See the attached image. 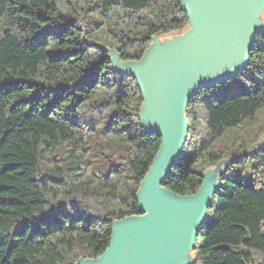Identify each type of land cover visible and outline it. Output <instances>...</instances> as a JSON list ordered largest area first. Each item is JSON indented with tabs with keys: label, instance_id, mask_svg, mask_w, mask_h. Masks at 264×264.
Masks as SVG:
<instances>
[{
	"label": "trees",
	"instance_id": "1",
	"mask_svg": "<svg viewBox=\"0 0 264 264\" xmlns=\"http://www.w3.org/2000/svg\"><path fill=\"white\" fill-rule=\"evenodd\" d=\"M182 0H0V264H75L109 247L161 145L142 123L140 60L190 26ZM163 185L196 194L228 159L191 264H264V27L236 77L200 88Z\"/></svg>",
	"mask_w": 264,
	"mask_h": 264
},
{
	"label": "water",
	"instance_id": "2",
	"mask_svg": "<svg viewBox=\"0 0 264 264\" xmlns=\"http://www.w3.org/2000/svg\"><path fill=\"white\" fill-rule=\"evenodd\" d=\"M181 8L189 16V28L164 43L156 35L140 60L122 62L117 51L109 50L111 69L137 79L143 126L161 137V145L138 192L140 214L115 220L107 250L75 264L193 261L198 229L226 166L209 197L202 192L212 168L193 195L176 194L163 183L181 157L188 130L185 110L192 97L200 88L236 77L248 65L256 33L264 27V0H182Z\"/></svg>",
	"mask_w": 264,
	"mask_h": 264
},
{
	"label": "bare ground",
	"instance_id": "3",
	"mask_svg": "<svg viewBox=\"0 0 264 264\" xmlns=\"http://www.w3.org/2000/svg\"><path fill=\"white\" fill-rule=\"evenodd\" d=\"M224 165L225 163H221L219 166H216L207 173L206 182L202 192V195L205 197H209L215 188L218 178L223 171Z\"/></svg>",
	"mask_w": 264,
	"mask_h": 264
},
{
	"label": "rangeland",
	"instance_id": "4",
	"mask_svg": "<svg viewBox=\"0 0 264 264\" xmlns=\"http://www.w3.org/2000/svg\"><path fill=\"white\" fill-rule=\"evenodd\" d=\"M261 24H264V13L261 16ZM182 32L183 31L173 32V33H169V34H158L157 38L160 40L161 43H164L166 40H170V39H173V38L177 37ZM226 163H227V161H226ZM226 163H225L224 167L226 166ZM214 168H215V166H214ZM212 169H213V167H212Z\"/></svg>",
	"mask_w": 264,
	"mask_h": 264
}]
</instances>
